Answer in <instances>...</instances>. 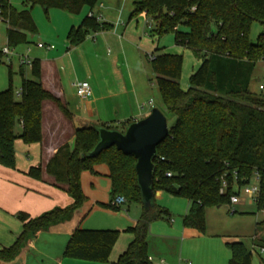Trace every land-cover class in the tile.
<instances>
[{"label":"trees","instance_id":"obj_1","mask_svg":"<svg viewBox=\"0 0 264 264\" xmlns=\"http://www.w3.org/2000/svg\"><path fill=\"white\" fill-rule=\"evenodd\" d=\"M99 2L27 0L26 4L30 9L41 6L47 14L54 8L78 15L84 9L92 13ZM141 15L153 23V36L160 39L173 33L175 45L191 49L201 62L190 77L189 89L183 91L182 56L164 53L159 48L151 55L166 114L175 119L153 161L154 193L166 192L187 199L189 210L183 226L204 233L206 209L230 205L231 197L258 175L260 190L255 205L258 212H264V100L250 91L253 68L257 61L264 60V30L256 44L249 39L253 23L264 28V0H137L130 19ZM0 21L7 25L9 49L31 44L30 36L37 34L31 10L26 7L17 10L10 0H0ZM182 27L187 31H181ZM109 29L110 25L88 15L79 27L71 28L67 40L70 46H78L91 34ZM3 57L0 49V60ZM30 70L32 78L26 79L24 66L20 67L22 82L16 92L10 67L9 86L0 92V165L6 168L15 167V140L21 139L28 145L42 141L44 101L54 102L65 116H70L44 90L40 61L33 60ZM18 125L22 127L20 134L15 132ZM101 127L111 129L107 125ZM98 142L96 126L76 128L74 145H64L57 151L46 172L68 194L72 204L36 218L24 213L17 215L23 231L12 246L0 249V261H14L40 232L71 221L86 202L82 174L98 175L95 168L105 164L109 171L111 204L100 206L118 211L121 206L115 207L112 202L122 197L123 205L142 207L136 225L126 230L132 241L115 264H153L148 255L150 225L170 216L155 204L152 210L144 209L134 157L115 147L98 156H89ZM29 175L40 179L41 170L31 169ZM223 180L227 182L225 194L220 193ZM257 226L264 228V222ZM118 239V231L77 229L65 248L64 258L108 263ZM228 248L232 253L229 264H251L252 252L243 243H231Z\"/></svg>","mask_w":264,"mask_h":264},{"label":"crops","instance_id":"obj_2","mask_svg":"<svg viewBox=\"0 0 264 264\" xmlns=\"http://www.w3.org/2000/svg\"><path fill=\"white\" fill-rule=\"evenodd\" d=\"M103 1L100 8L104 9L98 10L96 13L94 12L96 7L92 13L87 9L82 10V13L88 11L87 16L93 15L100 22L111 26L109 30L90 35L97 36V39L93 38L92 41H88L89 36L82 44L72 47L69 45L67 39L59 37L56 41L58 43L57 50L54 45L48 44V42H51L50 39L42 38L44 39L43 41L47 42H39L38 44L51 45L55 49L40 51L44 49H39L37 47L38 44H36V48L33 50L28 48L31 57L34 60H39L41 63V82L44 90L57 99L67 109L70 116H65L54 102L49 100L44 101L42 104V141L37 144L28 145L21 139L15 140V167L12 169L0 165V249L12 246L22 233L23 223L17 218V215L24 213L31 218H36L55 208H66L72 204V199L68 194L56 186L54 179L47 174L46 166L62 146L74 145L77 127L85 128L107 125L112 128V125H118L120 126L119 128L123 129L128 123L138 122L151 113L149 107L153 106H150L148 103L152 101V93L146 82H136L129 70L127 71L126 79L122 75L120 77L114 75L111 76V80H108L105 78L104 71L98 62V52L101 44L105 45L109 43L113 37L117 36L120 28L123 29V40L128 41V39H132L133 41L136 36L140 39L138 30L139 19L145 16L141 15L132 20L129 17L128 22L125 24L122 9L118 13L117 20H115V28L113 22L112 24L108 23L113 20H110L107 11L113 8V0ZM114 8L117 12L116 6ZM133 21H136V26L131 25ZM72 28L77 27L73 24ZM61 41L62 44L60 43ZM66 44L69 46L67 45L68 47L64 51ZM120 48L122 49L120 54L123 55V46ZM77 62L83 68L85 76L83 80L70 81L68 79L69 71L71 73V70L74 67L76 68ZM25 78H32L31 70L30 73L25 71ZM83 81L88 82L92 89V95L87 100H81L77 97L74 86L76 83ZM21 82L22 79L20 80L19 87L16 88V92L20 90ZM77 100L78 103H76ZM21 129V125H18L15 129L16 134H20ZM31 169L41 170L40 179L32 178L29 175ZM96 172L98 173L97 176H99L100 173L97 170ZM108 174L109 171L107 169V174L105 175L107 178ZM83 176L82 174L81 181H83ZM161 194L162 192H158L156 197L161 196ZM100 204L108 205L105 203ZM188 210L189 203L187 213ZM210 210L212 208L206 209L205 215ZM91 211L92 208L88 211L79 210L71 221L40 232L17 259L10 263L0 261V264H104L64 258L65 248L75 230H101L82 226L85 218ZM167 222L173 223V227L181 233L184 241L191 243L189 255L185 256V258L191 259V262L184 260L183 249L177 252L176 244L178 240L176 237L165 234L156 235L150 240L149 238L147 239L148 255L152 263L199 264L198 260H194V240L198 238L197 236L207 235L208 224L206 225V233L201 234L196 229L185 228L178 224L176 220H171V218ZM172 225L170 230L173 228ZM217 237L221 238V236ZM221 239L222 241L219 239V247L225 250L231 243H227L224 237ZM131 241L132 236L129 234V240L126 242L124 248L120 249H117V242L108 263L105 264H115ZM226 250L229 252L230 249ZM226 258V261L225 259L219 262L214 261V264H229L231 259L230 253L226 255Z\"/></svg>","mask_w":264,"mask_h":264},{"label":"rangeland","instance_id":"obj_3","mask_svg":"<svg viewBox=\"0 0 264 264\" xmlns=\"http://www.w3.org/2000/svg\"><path fill=\"white\" fill-rule=\"evenodd\" d=\"M26 1L27 0H10L11 5L17 10H23L25 7L31 10L33 21L37 28V34L35 36H30L31 44L19 46L14 50L11 49L13 52L12 55L8 57L4 56L0 60V92L6 90L9 86L10 67L13 74V88L16 91V88L19 87L21 80L19 75V69L21 67L20 56L28 55L30 60H34L30 53L27 52L28 48L33 50L39 42H47L42 39L46 38L51 40L48 44L54 45L58 50V43H56L57 39L60 37L66 40L73 24L78 27L88 13V11H84L78 15H71L53 8L50 9L47 14L45 9L41 6H36L33 9H30L26 4ZM102 1L103 0H101L96 6L94 10L95 13L98 10L104 9L100 8ZM136 1L137 0H113L112 5L113 8L116 6L117 12L114 10L115 8L107 10L110 20H113L108 23L112 24L113 22V26H115V20L118 18V13L123 9V18L126 24L134 9V3ZM133 22L131 25L136 26V21ZM153 26V23L145 17L140 18L138 26L140 39L136 36L133 41L132 39H128V41L123 40V29L120 28L117 36L113 37L109 43L105 45L101 44L98 52V62L104 71L105 78L108 80H111V76L114 75L119 77L122 75L126 79L127 71L129 70L131 76L136 82H146L152 93V101H149L148 103L150 106H153L149 107L150 110H160L166 116L168 127L170 129L174 125L175 119L166 114L163 99L156 86V75L152 69L150 56L157 48L167 54L182 56L183 67L180 78V87L183 91L189 89L190 77L199 68L201 62L191 49L175 45V36L173 33H167L160 39L153 36ZM180 30L187 31L184 27ZM263 30V26L259 23L255 22L252 24L249 33V39L252 44H256L257 38ZM6 32L7 25L0 21L1 50L7 47ZM93 38L97 39V36H90L87 40L92 41ZM60 43L62 44V41ZM67 45L68 44L64 47V51L69 46ZM122 46L124 52L123 55L120 54V52H122L120 47ZM40 51L46 50L44 49ZM76 64V68L74 67L71 70V73L69 71L68 79L70 81H80L83 80L85 76L83 68L79 65V62ZM24 69L27 73H30L29 66H25ZM260 86L263 87V90H260ZM250 91L258 98L264 100V60L257 61L253 68L251 73ZM78 100L76 103H78ZM119 127L120 126L118 125H112L111 129L122 131V128ZM95 169L100 173L99 176L93 175L90 172L83 173L84 178L82 186L86 195V202L80 210L88 211L92 208V211L85 218L82 226L91 229H111L118 231L119 239L117 241V249L124 248L126 242L129 240V234L126 230L130 226H135L140 219L142 207L139 205H122L120 210L113 211L100 206V203L111 204V186L109 179L105 176L107 174V166L105 164H100ZM251 184H254L253 180ZM188 203L189 201L187 199L175 197L166 192H162L161 196L155 198V205L166 210L170 216L169 218H171V220H176L177 223L182 226L183 218L187 214ZM234 211L236 213H233ZM169 218L164 217L163 220H157L151 223L148 238L150 240L156 235L159 236L165 234L167 236H175L178 240L176 244L177 252H180L183 249V255L185 258L186 255H189L191 243L184 241V237H182L180 232L176 231V228L172 225L173 223L170 224L167 222ZM205 222L206 225L208 224L209 226L207 235L197 236L198 238L194 240V260H198L199 264H214V261L219 262L224 259L226 261V255L229 253L232 255L230 250L229 252L226 250L228 249L227 247L225 250L224 248L219 247L218 243H220V240L222 241V237L226 238L225 240L227 243H243L246 249L252 252L251 264H264V250L262 251V248L264 249V228L257 226L258 223L264 222V213L257 211L255 202L248 199L243 193V190L240 193L239 204L212 208V210L205 215ZM171 225L173 227L172 230H170ZM205 233L206 230L201 234ZM217 236H221V238ZM223 246L225 247L224 244ZM184 260L191 262V259L189 258H185Z\"/></svg>","mask_w":264,"mask_h":264},{"label":"water","instance_id":"obj_4","mask_svg":"<svg viewBox=\"0 0 264 264\" xmlns=\"http://www.w3.org/2000/svg\"><path fill=\"white\" fill-rule=\"evenodd\" d=\"M99 142L89 154L98 156L103 151L115 147L119 152L136 159L135 171L145 210H152L155 204L153 177L154 159L157 148L169 136L170 129L166 116L158 109H153L146 118L132 122L121 132L96 126Z\"/></svg>","mask_w":264,"mask_h":264},{"label":"built area","instance_id":"obj_5","mask_svg":"<svg viewBox=\"0 0 264 264\" xmlns=\"http://www.w3.org/2000/svg\"><path fill=\"white\" fill-rule=\"evenodd\" d=\"M90 16H92V15H90ZM37 47L39 49H45L47 51H51V50L54 49L53 46H51V45H44V44H38ZM27 52L29 53V49H28ZM2 53H3L4 56L8 57V56H11L13 52L8 47H5V48L2 49ZM150 59H151V56H150ZM32 61L33 60H30V58H29L28 55H26V56H20V65L21 66H24V67L25 66H29L31 68ZM74 86H75V89H76V95L81 100H87V99H89L91 97V95H92V89H91V86H90V84L88 82H85V81L79 82V83H76ZM260 90H263V87L262 86H260ZM150 104H151V102H150ZM168 176H170V175H168ZM253 181H254V184H251L250 183L249 185L241 188V190H240V192H239L238 195L231 197V199H230V206L237 205V204L240 203V193H241L242 190H243V193L245 194V196L248 199L256 202L257 196H258L259 190H260L259 189V182H260L259 176L258 175H255L253 177ZM226 187H227V182L225 180H223L222 187L220 189V193L221 194H225ZM124 203H125V200L122 197H117L112 202V204L115 207L122 206ZM263 250L264 249H262V251Z\"/></svg>","mask_w":264,"mask_h":264}]
</instances>
